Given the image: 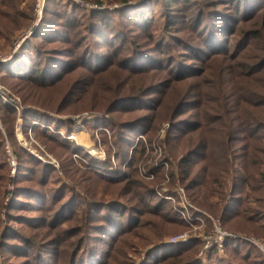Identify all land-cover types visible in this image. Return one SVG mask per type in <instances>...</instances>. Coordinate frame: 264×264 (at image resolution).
Returning a JSON list of instances; mask_svg holds the SVG:
<instances>
[{
  "label": "rangeland",
  "instance_id": "rangeland-1",
  "mask_svg": "<svg viewBox=\"0 0 264 264\" xmlns=\"http://www.w3.org/2000/svg\"><path fill=\"white\" fill-rule=\"evenodd\" d=\"M34 2L0 0V264H264V0Z\"/></svg>",
  "mask_w": 264,
  "mask_h": 264
},
{
  "label": "trees",
  "instance_id": "trees-1",
  "mask_svg": "<svg viewBox=\"0 0 264 264\" xmlns=\"http://www.w3.org/2000/svg\"><path fill=\"white\" fill-rule=\"evenodd\" d=\"M50 0H48V3H49ZM1 6H3V4H0ZM6 72H8V74H11L10 71L8 69H4ZM23 71L22 70H19L18 71V75L22 74ZM42 74V71L40 69H36L34 72H33V76L29 75L28 77H24L25 81H35L37 79L35 78H40ZM44 77V75H43ZM36 82H39L38 80ZM242 121H238V124L241 125ZM234 129L232 127L231 124H228V125H225L224 128L221 127V129L219 130V134H221L222 136V139L220 141L221 143V146H222V149L220 150V155H219V160L220 161H217L216 163L214 164H207L205 166V168H207V170L209 171L210 168H215L216 171L215 173H211L209 176L212 177V181H211V184L212 185H218L220 184V179L222 177V175L224 174H229L230 173V169L228 168L231 164V158L229 157L230 156V148H229V142L230 140H232L234 138ZM256 153V151H254V154ZM213 158V156H212ZM241 158H244V157H241ZM212 161H215L213 159H211ZM243 167H242V170H235V174H234V180L232 182V187H231V192H238V189H244L245 187H250L251 186V191H254L256 192L257 190H260L258 189V185L255 186V185H251V179L249 177H245L241 174V172L243 171ZM257 174H254L253 176H259L261 177V180L260 182H258L259 184L261 183H264V180L262 179L264 177V175L258 171H256ZM218 173H221V176L217 175ZM206 182V186H207V179L205 180ZM199 187H205V183H194V185H190L188 190H193V189H197ZM211 189V187H208L207 189V192ZM213 192H211L212 194ZM198 206H200L201 208H204L205 206L208 207V205L205 203V202H198ZM263 206H264V200H263ZM250 209H248L247 206H243L242 209L238 210V209H235V211H225L224 213L220 214V219L223 221L224 219L226 220L225 222H231L237 218H240L241 220L245 221L246 223L248 224H253V219L252 217H250V219H248L246 216H247V213L249 212ZM214 212V211H212ZM263 212H264V208H263ZM224 222V221H223ZM226 229L227 231H230L228 230L227 228H224ZM234 231V230H232ZM231 232V231H230ZM236 232V231H234ZM233 247V244L230 243V242H226V252L228 250H231ZM186 249H188V251H192L193 254L196 250V248H194V246H189L187 247ZM195 249V250H194ZM257 250V249H256ZM217 252V250H214ZM213 251V252H214ZM212 252V253H213ZM257 252H259L257 250ZM211 253V254H212ZM259 254L262 256V254L259 252ZM196 255V253H195ZM263 257V256H262ZM264 259V257H263ZM183 264H199L196 259L193 260V258H190L189 260H187V262L183 263Z\"/></svg>",
  "mask_w": 264,
  "mask_h": 264
},
{
  "label": "built area",
  "instance_id": "built-area-1",
  "mask_svg": "<svg viewBox=\"0 0 264 264\" xmlns=\"http://www.w3.org/2000/svg\"><path fill=\"white\" fill-rule=\"evenodd\" d=\"M47 1L48 0H35L34 2L35 20L33 23L34 27H36L41 22ZM23 40H25V38ZM7 152L9 155V160L14 175L15 168L17 165V160L9 148ZM212 222H213V231L211 234H209L204 238V245L199 253V258L203 260L208 258L214 250H217L219 254H223L225 252L227 240L237 237L236 235L224 230L221 227L219 220L212 219ZM249 240L252 243V245L264 257V240L257 238H249Z\"/></svg>",
  "mask_w": 264,
  "mask_h": 264
},
{
  "label": "bare ground",
  "instance_id": "bare-ground-1",
  "mask_svg": "<svg viewBox=\"0 0 264 264\" xmlns=\"http://www.w3.org/2000/svg\"><path fill=\"white\" fill-rule=\"evenodd\" d=\"M96 152V151H95ZM95 152H94V154H95ZM97 153V152H96Z\"/></svg>",
  "mask_w": 264,
  "mask_h": 264
}]
</instances>
